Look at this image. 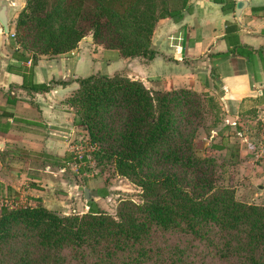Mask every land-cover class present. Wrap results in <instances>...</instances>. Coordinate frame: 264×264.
I'll return each mask as SVG.
<instances>
[{"label":"trees","instance_id":"obj_1","mask_svg":"<svg viewBox=\"0 0 264 264\" xmlns=\"http://www.w3.org/2000/svg\"><path fill=\"white\" fill-rule=\"evenodd\" d=\"M155 1L26 0L16 19L12 53L30 62L16 68L24 76L22 85L48 91L53 82H32L33 66L41 55L72 51L88 31L121 57L151 59L154 26L165 17L178 21L188 2L159 0L158 7ZM212 1L223 3L224 12L234 8V0ZM232 30L238 26L227 22L226 39ZM22 51L28 55L17 54ZM75 81L78 87L65 103L93 149L71 150L60 159L80 173L92 160L111 163L118 175L140 187L142 201L121 200L115 216L93 200L81 215L57 214L36 197L29 205H3L0 264H264V205L242 203L232 188L215 186L213 161L192 148L202 125L201 94L152 90L121 72Z\"/></svg>","mask_w":264,"mask_h":264},{"label":"crops","instance_id":"obj_2","mask_svg":"<svg viewBox=\"0 0 264 264\" xmlns=\"http://www.w3.org/2000/svg\"><path fill=\"white\" fill-rule=\"evenodd\" d=\"M237 1L242 7L238 15ZM25 4L26 0H0L8 28L6 32L0 23V187L20 193L25 186L48 209L61 205L74 210L81 204L83 178L74 163L60 158L73 150L82 126L74 123L65 101L78 87L75 79L84 78L79 71L86 66L89 75L97 72L95 54L85 49L83 54L41 55L33 66L32 82H53L52 86L48 91L23 86L24 76L16 68L29 67L30 62L12 57L17 46L10 34ZM222 7L212 0H188L178 21L159 19L151 35L153 57L135 59L128 77L152 90L207 92L229 119L235 116L228 111H243L250 105L264 109V0H234L232 11ZM227 22L238 26L228 39ZM80 47L81 42L76 50ZM222 53L228 55L220 57ZM129 59L118 57L107 63L112 70L106 75L122 71ZM62 79L71 82L54 83ZM67 169L76 174L64 175ZM64 209L62 213L69 214Z\"/></svg>","mask_w":264,"mask_h":264},{"label":"rangeland","instance_id":"obj_3","mask_svg":"<svg viewBox=\"0 0 264 264\" xmlns=\"http://www.w3.org/2000/svg\"><path fill=\"white\" fill-rule=\"evenodd\" d=\"M155 4L160 5L159 0ZM158 9L155 13L158 14ZM81 47L66 52L83 54L93 52L94 64L98 75H106L112 70L107 67V63L115 58L121 57L117 49L105 47L97 43L92 35V31L81 39ZM79 42V43H80ZM78 43V45H79ZM55 56V55H46ZM132 57L126 62L125 68L120 71L124 76L132 73L135 59ZM142 58V57H140ZM90 72V71H89ZM80 76L89 75L85 66L79 71ZM67 79H72L70 76ZM207 92L200 96L202 102L203 118L201 126L197 128L192 148L197 156L211 159L213 161L212 182L220 188H232L236 200L247 203L264 205V109L252 105L246 110L227 114L234 115L232 119L226 118L216 99H208ZM77 141H82L72 148L76 153L82 154L93 149V145L87 144L88 138L84 129H80ZM85 143H84V142ZM87 141V142H86ZM213 145H223L224 149L218 150ZM52 169L47 172L50 173ZM84 173H80L81 186L79 187V199L81 204L75 209H64L63 206H54L52 211L71 214H83L87 211V201L94 200L104 213L115 216L116 207L121 200H132L136 203L142 201L141 189L129 179L117 174L111 163L98 165L92 160L85 166ZM64 175L71 176L76 172L70 170L63 171ZM7 185V184H6ZM25 185V184H24ZM8 187L1 188L0 209L3 205L14 207L21 204H32L30 197H33L27 188L22 186L18 196L8 190ZM100 191H105V196H99ZM59 196V195H58ZM67 201H71V196L67 195ZM61 200L65 201L64 198ZM77 208V209H76ZM63 214V213H62ZM68 215V214H67Z\"/></svg>","mask_w":264,"mask_h":264},{"label":"water","instance_id":"obj_4","mask_svg":"<svg viewBox=\"0 0 264 264\" xmlns=\"http://www.w3.org/2000/svg\"><path fill=\"white\" fill-rule=\"evenodd\" d=\"M241 8L242 7L240 6V1H237L236 2V10H235L236 15L239 14ZM0 23L2 24L4 30L7 32L8 31V28H7L6 15H5V7L4 6L1 7V9H0ZM57 214H62V213L57 212Z\"/></svg>","mask_w":264,"mask_h":264},{"label":"built area","instance_id":"obj_5","mask_svg":"<svg viewBox=\"0 0 264 264\" xmlns=\"http://www.w3.org/2000/svg\"><path fill=\"white\" fill-rule=\"evenodd\" d=\"M10 35H11L12 38H14V32H12ZM80 157H81V156L79 155V158H80Z\"/></svg>","mask_w":264,"mask_h":264}]
</instances>
